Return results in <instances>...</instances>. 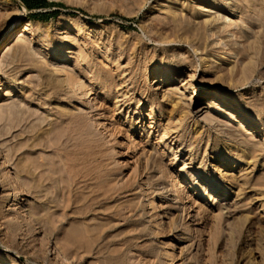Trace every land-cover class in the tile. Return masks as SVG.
Listing matches in <instances>:
<instances>
[{"label": "rangeland", "instance_id": "rangeland-1", "mask_svg": "<svg viewBox=\"0 0 264 264\" xmlns=\"http://www.w3.org/2000/svg\"><path fill=\"white\" fill-rule=\"evenodd\" d=\"M45 1L55 8L0 0V264H264V181L253 182L264 156L253 169L246 152L253 140L264 149L253 107L264 99V0ZM214 104L249 124L240 132ZM64 108L87 116L120 170L109 184L107 160L79 161L76 191L48 201L30 182L56 155Z\"/></svg>", "mask_w": 264, "mask_h": 264}, {"label": "bare ground", "instance_id": "bare-ground-1", "mask_svg": "<svg viewBox=\"0 0 264 264\" xmlns=\"http://www.w3.org/2000/svg\"><path fill=\"white\" fill-rule=\"evenodd\" d=\"M205 7V6H204ZM203 6H199L197 8L198 12L200 11V13H204V12H207V10L204 8ZM208 20L205 21V23L207 22ZM28 23H26V27H25V30H28V28H31L32 27V24H33V21L31 20H28L27 21ZM208 22H211L210 20ZM204 23V24H205ZM205 25H208L209 28L212 26V22L211 23H207ZM207 27V26H206ZM214 27V26H213ZM212 27V28H213ZM10 28H12V24H7L5 29L2 31V33H7V31L10 30ZM202 38V37H201ZM199 41V40H198ZM23 49H25V46L22 44L17 46V51L18 52H23ZM68 50L64 49L63 50V53H67ZM208 55L212 52H203V54H207ZM215 53V52H213ZM211 55V54H210ZM65 56H60L58 61L56 62H63ZM260 59H263V56H261ZM185 62V61H184ZM261 62V61H260ZM260 62L258 63V69L259 67L261 66L260 65ZM181 64V63H180ZM41 66V65H40ZM39 66V67H40ZM42 67V66H41ZM38 68V66H37ZM260 70V69H259ZM258 70L259 73L257 74H260L259 75V78L260 79H264V75ZM155 82V81H154ZM59 83H62V82H59ZM62 85V84H61ZM65 86V84H64ZM64 86L62 85V87L64 88ZM239 86V85H238ZM61 88V86H60ZM62 89V88H61ZM63 90V89H62ZM64 90L66 91L67 89L64 88ZM70 92L72 91L71 89L69 90ZM205 94L207 96H213V94H211L210 92H205ZM153 95V94H152ZM154 96H151V98H153ZM253 107L254 108H259L260 110H264V99L256 102L253 104ZM21 108V107H20ZM117 108V106H116ZM120 108V107H119ZM153 108V107H151ZM3 108H1L2 110ZM12 110L15 109L14 107L11 108ZM17 109V107H16ZM19 109V108H18ZM22 109V108H21ZM21 109H19L18 111H21ZM65 109V108H64ZM68 109V108H66ZM63 110V112L60 114V118H61V122L59 123L60 125H58V129H55L54 133L56 135V140L54 138V140L52 141H55V142H51L53 143L52 144V148L54 147V149L56 150V155L54 153V157H50L47 155V157H50L49 159L41 157L43 158L42 160L43 161H39L40 163L43 162L42 164L36 166L35 168L37 169H40V174L38 177V179H33L31 182H30V187L33 189V193L38 196L40 195L41 193L43 194L42 196L45 198V200L47 199L48 201L50 200V195H51V192L52 190L54 192H58V190L60 191L62 189V186L64 188H66L65 190H67V192H73V190L75 189L77 183H78V180L79 178L81 177V174L79 172H77L79 169H75L77 171H74V168L76 166H79V164L81 165H89L91 163H98L99 165V168L101 169L104 165L106 167V160L108 161L107 163V169L108 171V174H109V179L108 180L111 184L113 182H116V178L118 177V174H117V171L119 169V167L117 166V159H116V156L115 154H117L115 150V147L112 146V148L114 147V149H111L110 147H108L109 149H106L104 150V143H100V141L94 136V132L91 131V127H90V124L88 122V118L87 116H85L84 114L82 113H79V114H74V112L72 113L71 112V109L69 111L68 110ZM107 109V108H106ZM115 109V108H114ZM113 109V110H114ZM108 110V109H107ZM212 110L213 112H222V114H224V116H226V118H228V120L231 121V123H233L234 125H236V127L238 126L239 127V131L241 132L240 128L242 127L243 128V125H247L249 124V121L243 117H237V116H232L229 112H227L226 109H223V106L221 104H214L213 107H212ZM4 111V109H3ZM24 111V110H23ZM119 111V110H118ZM27 112V111H25ZM29 114V117L32 115L30 113ZM130 123V121H129ZM65 124V125H64ZM130 126V125H129ZM262 126V130H264V123L261 125ZM133 127V125L131 124V126L129 128ZM232 127V126H231ZM237 127V128H238ZM52 128V127H51ZM50 128V129H51ZM119 128L123 129L122 127H117V130L119 131ZM54 129V128H53ZM52 129V130H53ZM58 130V132H57ZM125 130H128L129 129H125ZM124 130V131H125ZM51 131V130H50ZM118 131L116 133V137L118 136ZM238 131V130H237ZM120 132V131H119ZM131 132V131H130ZM51 133V132H50ZM53 133V132H52ZM51 135V134H50ZM53 135V134H52ZM163 135V136H162ZM161 135V138L160 139H163L165 138L166 135H168L167 133L164 135L162 134ZM236 136V134H233ZM247 136L251 137V136H255L254 133H246ZM231 136V135H230ZM52 137V136H51ZM233 138V137H231ZM235 138V137H234ZM264 138V137H263ZM170 139V138H169ZM49 140V139H48ZM130 140V136L127 135V139L126 141H129ZM235 140V139H234ZM250 140V139H249ZM264 139H262V145H264ZM255 140H253V144H250L251 142H249L250 144V147L249 145L247 146V154H249V160L251 159V165H253V169L259 165V160H258V157H262L264 156V149L258 147L255 142ZM50 142V141H49ZM230 142H231V139H230ZM260 142H261V139H260ZM50 143V144H51ZM246 143V141H245ZM103 144V145H102ZM248 143H246L247 145ZM51 145L46 147V148H49L50 149ZM106 147V146H105ZM45 148V149H46ZM51 148V149H52ZM230 148V147H229ZM246 148V147H245ZM44 149V147H43ZM44 151V150H43ZM49 151V150H48ZM71 151V152H70ZM213 151L216 155H218L220 153V150H218L217 146H214L213 147ZM245 151V150H244ZM243 151V152H244ZM45 152V151H44ZM76 152V153H75ZM104 152H108V155L105 157L106 159H104L103 155H106V154H103ZM230 152H234V149H230ZM242 152V153H243ZM51 154V153H50ZM53 154H51L52 156ZM46 156V155H45ZM237 157V155H235ZM235 157V159H236ZM238 158V157H237ZM238 159H243L242 158H238ZM226 160H229V158H226ZM78 161V162H77ZM80 161V163H79ZM79 163V164H78ZM94 163V164H95ZM78 164V165H77ZM92 164V165H94ZM247 164H249V162H247ZM91 165V166H92ZM97 165V164H96ZM97 165V166H98ZM83 166V167H85ZM91 166H89L88 168H91ZM102 166V167H101ZM93 167H96V166H93ZM65 169L66 170V173L69 174V179L66 178L64 176V173L62 172V169ZM87 168V167H86ZM105 168V169H106ZM63 169V170H64ZM81 169H84V168H81ZM104 169V167H103ZM28 170H30V168L28 167ZM27 170V172H28ZM86 170V169H85ZM90 170V169H89ZM95 170V169H94ZM97 170V169H96ZM120 170V169H119ZM31 171V170H30ZM81 172V170H80ZM83 172V171H82ZM223 172V171H222ZM31 172H29L30 174ZM65 173V174H66ZM165 173L167 174V178H170L171 179V182H172V186L174 187V190H172V195H176L178 197V201H182V200H186L188 197L185 196V187L184 185L181 183L180 179H175V175H172L171 173H169L167 170L165 171ZM27 173V175H29ZM80 174V175H79ZM31 176V175H30ZM29 176V178H31ZM28 177V176H27ZM106 178L107 175L105 176ZM85 179V177H82ZM81 178V179H82ZM177 178V177H176ZM131 179V178H129ZM162 180V182L165 180L163 178H160ZM30 180V179H29ZM132 180V179H131ZM130 180V181H131ZM107 181V180H106ZM129 181V180H128ZM262 181H264V164H262L261 166V175L259 177H253V182L254 184L258 185L260 184ZM81 182V181H80ZM196 183L194 182V185ZM6 185V184H5ZM147 186L146 184L143 185V192H142V195H145L146 197L149 196L148 194V188L146 189ZM78 188V187H77ZM76 188V189H77ZM56 191H55V190ZM75 189V191H76ZM69 190V191H68ZM21 191L18 192V195H17V200L21 199L20 197H22V193H20ZM178 192V193H177ZM58 194V193H57ZM71 194V193H70ZM69 194V195H70ZM70 201V199H69ZM67 201V203L69 202ZM52 202H55L52 200ZM72 202V201H71ZM56 203L58 204L59 202L56 201ZM70 203V202H69ZM73 203H76V202H73ZM48 204V203H47ZM55 205V203H53ZM46 204H44V209H45V214H54L56 212H52L50 211V209H47V205L45 206ZM58 207H60V205H57ZM66 207L68 206L65 205ZM65 206L63 207V209L65 208ZM49 207V206H48ZM53 207V206H52ZM54 208V207H53ZM56 208V207H55ZM52 209V208H51ZM31 211V210H30ZM33 214H37V210L36 208H33L32 211H31ZM47 212V213H46ZM86 212V211H85ZM31 213V214H32ZM150 213L152 216H156L159 218V222L157 223V226H160L161 224H165L162 222V217L159 216V208L157 207L155 201H152L151 202V209H150ZM171 247H173V243H170L169 244ZM170 252H167L166 253V256H170ZM31 254H29L30 256ZM114 257V256H113ZM115 258V257H114ZM117 260L120 259V258H116ZM116 260V264H119L123 263V261H117ZM174 260V257H170L167 261L168 264H172ZM114 261V260H113ZM112 261V262H113Z\"/></svg>", "mask_w": 264, "mask_h": 264}, {"label": "trees", "instance_id": "trees-1", "mask_svg": "<svg viewBox=\"0 0 264 264\" xmlns=\"http://www.w3.org/2000/svg\"><path fill=\"white\" fill-rule=\"evenodd\" d=\"M29 11H39L55 8L54 4L48 3L45 0H20ZM55 15V13H54ZM49 17V15L39 16L34 15L33 20Z\"/></svg>", "mask_w": 264, "mask_h": 264}, {"label": "crops", "instance_id": "crops-1", "mask_svg": "<svg viewBox=\"0 0 264 264\" xmlns=\"http://www.w3.org/2000/svg\"><path fill=\"white\" fill-rule=\"evenodd\" d=\"M52 9H54V8H52ZM46 10H48V9H46Z\"/></svg>", "mask_w": 264, "mask_h": 264}]
</instances>
